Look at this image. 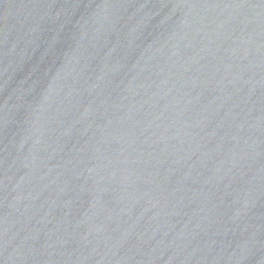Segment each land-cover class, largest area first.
Segmentation results:
<instances>
[{"label": "water", "instance_id": "water-1", "mask_svg": "<svg viewBox=\"0 0 264 264\" xmlns=\"http://www.w3.org/2000/svg\"><path fill=\"white\" fill-rule=\"evenodd\" d=\"M0 264H264V0H0Z\"/></svg>", "mask_w": 264, "mask_h": 264}]
</instances>
